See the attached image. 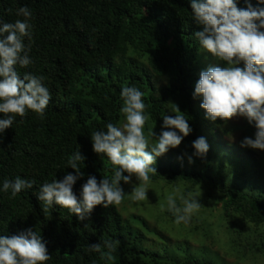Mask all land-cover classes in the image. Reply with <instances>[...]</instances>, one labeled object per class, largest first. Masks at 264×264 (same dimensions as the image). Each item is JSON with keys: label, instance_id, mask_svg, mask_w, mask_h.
Wrapping results in <instances>:
<instances>
[{"label": "trees", "instance_id": "16d2710c", "mask_svg": "<svg viewBox=\"0 0 264 264\" xmlns=\"http://www.w3.org/2000/svg\"><path fill=\"white\" fill-rule=\"evenodd\" d=\"M21 6L33 14L32 40L25 39L32 63L17 72L42 77L52 99L44 118L27 111L0 134V182L17 176L34 181L33 188L15 198L0 193V235L38 231L50 255L46 264H213L178 248L154 249L133 230L131 220L144 228L152 224L133 214L125 217L120 204L97 205L83 221L58 205L47 213L42 210L39 185L75 174L67 160L77 150L85 157L80 165L84 176L73 188L77 195L89 175L98 181L112 178L113 165L94 153L90 135L106 130L107 123L122 125L120 91L136 86L144 93L146 136L151 128L158 137L162 116L178 114L176 107L188 120L192 132L173 155L181 148L194 154L193 141L210 132L206 156L193 157L190 167L173 156L157 157L156 173H149L147 184L184 185L185 197L201 196L202 189L194 231L199 234L212 221L242 248L236 257L240 262L246 254L264 257V194L252 192L264 186V172L251 173L250 182L240 176L231 185L228 162L215 161L210 139L218 138L217 127L226 122L204 121L196 107L199 98L192 95L203 50L194 37L201 27L191 19L189 0H0V21L23 19L16 15ZM244 6L241 0L238 7ZM154 138L148 137L149 142ZM104 241L113 242L111 252ZM95 244H100L99 252L89 250Z\"/></svg>", "mask_w": 264, "mask_h": 264}, {"label": "clouds", "instance_id": "9594fccd", "mask_svg": "<svg viewBox=\"0 0 264 264\" xmlns=\"http://www.w3.org/2000/svg\"><path fill=\"white\" fill-rule=\"evenodd\" d=\"M240 3L241 0H189L191 19L201 27L194 33L198 50L210 53L225 64L202 70L192 95L194 99L202 98L200 107L212 122L217 119L227 122L236 116L245 118L256 131L254 138L244 137L240 146L264 151V0H255V3L243 0L245 6L238 7ZM16 15L23 19L14 23L0 21V114H4L0 118V134L27 111L44 118L52 99L42 77L30 73L21 77L17 72V67L27 68L32 63L25 39L32 40L33 14L27 6H21ZM241 63L243 67H239ZM143 96L136 86L123 87L120 91L122 125L107 123L106 130L90 135L94 153L103 154L113 165L112 178L103 177L98 181L96 176L89 175L77 195L73 188L84 176L80 165L85 157L80 150L75 151L67 160V167L75 174L67 173L62 179L39 185L37 198L44 213L58 205L83 221L97 205L108 208L121 203L125 195L121 181L131 185L134 201L146 199L144 185L150 180L149 173H156L153 167L156 158L170 148H177L192 128L176 107L178 114L162 116L158 137L151 128L146 136L148 115ZM148 137H155L154 143ZM192 147L197 157H204L209 151L205 137L194 140ZM192 162L189 157V163ZM133 177L138 184L133 182ZM33 185L34 181L19 176L15 180L4 179L0 182V193H10V198H15ZM179 199L181 205L177 204L176 194L167 196V211L175 223H187L201 203L191 193ZM104 247L111 252L114 244L104 241ZM100 248V244L89 246L93 252H99ZM49 259L38 231L28 229L17 235H0V264H46Z\"/></svg>", "mask_w": 264, "mask_h": 264}, {"label": "rangeland", "instance_id": "374dc122", "mask_svg": "<svg viewBox=\"0 0 264 264\" xmlns=\"http://www.w3.org/2000/svg\"><path fill=\"white\" fill-rule=\"evenodd\" d=\"M201 56L200 72L206 70L209 66L218 65L223 67L221 62L217 61L210 53L202 51ZM239 67H243V63ZM201 99L199 98L196 101V106L200 109L204 121L210 122L205 118V110L200 107ZM209 126L213 127L211 124ZM216 131L218 138H211L210 144L216 155L215 161L225 160L228 162L230 167L229 184H237L240 176L245 177L250 182L252 180L251 173L255 175L257 172H264V151L240 146L244 137L254 138L256 131L245 118L233 117L224 126L217 127ZM204 136L209 138L210 132L206 131ZM218 144L221 145L218 146ZM173 151L175 150L170 148L165 156H173L177 160L182 159L189 167L192 164L189 163V157L192 161L193 157H196L193 153H187L183 148L177 149L175 155H173ZM133 182L138 184L135 177H133ZM121 187L124 189L125 195L120 203V209L125 208V217L133 214L152 224L151 227L155 229L144 228L137 220H131L133 230L154 249L161 251L165 247L178 248L181 251H187L183 253L185 255L205 259L213 264H264L263 256L251 254L241 255L244 257V261L240 262L236 257L240 256L242 248L234 246L233 240L231 241V233L227 229L214 224L212 221L206 222L204 229L199 234L194 231L195 225H197V221L194 219L195 214L191 216L187 223H175L174 217L171 218L168 215L167 196L176 194L177 204L181 205L179 197H185L186 187L184 185L166 186L163 183H158L150 186L146 184L144 187L147 191V197L144 201H134L132 199L131 185L124 184L121 181ZM253 190V193L262 192L264 194V186H255ZM200 193L204 198L202 189H200ZM192 195L199 199L200 203L202 202L200 194L193 193ZM220 207L221 204H218L212 210L216 211Z\"/></svg>", "mask_w": 264, "mask_h": 264}]
</instances>
